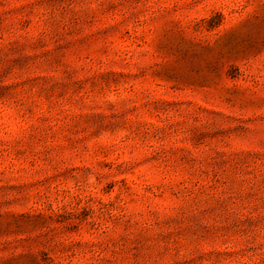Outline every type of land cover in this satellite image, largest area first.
<instances>
[{
  "label": "rangeland",
  "instance_id": "374dc122",
  "mask_svg": "<svg viewBox=\"0 0 264 264\" xmlns=\"http://www.w3.org/2000/svg\"><path fill=\"white\" fill-rule=\"evenodd\" d=\"M0 264H264V0H0Z\"/></svg>",
  "mask_w": 264,
  "mask_h": 264
}]
</instances>
